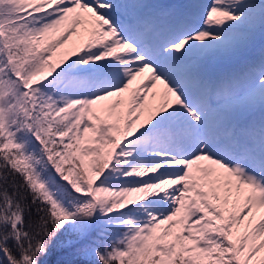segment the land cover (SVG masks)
Listing matches in <instances>:
<instances>
[{
	"label": "snow or ice",
	"instance_id": "1",
	"mask_svg": "<svg viewBox=\"0 0 264 264\" xmlns=\"http://www.w3.org/2000/svg\"><path fill=\"white\" fill-rule=\"evenodd\" d=\"M0 264H264V0H0Z\"/></svg>",
	"mask_w": 264,
	"mask_h": 264
}]
</instances>
